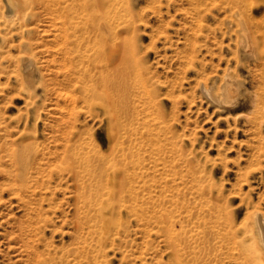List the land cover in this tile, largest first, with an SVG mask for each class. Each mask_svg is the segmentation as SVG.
Returning <instances> with one entry per match:
<instances>
[{"label":"rangeland","instance_id":"obj_1","mask_svg":"<svg viewBox=\"0 0 264 264\" xmlns=\"http://www.w3.org/2000/svg\"><path fill=\"white\" fill-rule=\"evenodd\" d=\"M99 2L109 30L93 0H0V264H264L247 234L264 215V0ZM124 56L109 110L93 90ZM227 73L234 103L220 109L201 86L219 97ZM69 152L102 154L105 173L76 177ZM112 167L135 199L98 216Z\"/></svg>","mask_w":264,"mask_h":264},{"label":"bare ground","instance_id":"obj_2","mask_svg":"<svg viewBox=\"0 0 264 264\" xmlns=\"http://www.w3.org/2000/svg\"><path fill=\"white\" fill-rule=\"evenodd\" d=\"M93 1L95 2L96 10H93L91 6L87 7V5H86L87 10H88V8L93 10V11L89 12V18H93V17L97 18V16H98L97 19H99V21L97 20V22H95V24H94L97 27V29L99 28L100 24H102V27H104L105 30L111 29L112 22L109 21V19L108 20L104 19V14H103L102 7L100 5L99 0H93ZM130 12H131L130 10H127V13H130ZM235 13H236V17L231 20L235 26L233 28V31H235L238 35H241V37L237 38V45L240 48H242V50L245 51L246 53L247 52L251 53L253 51V49H248V47L251 45L250 41L252 43V39H251L252 35L250 32L249 20H248V18H246V16L241 15L239 12H235ZM95 26H93V29L96 30ZM258 30L263 31L262 28H259ZM242 37L246 38V44L243 43ZM261 47H262V49L260 48L261 53L258 55V59L261 60L260 64H261V68L263 71L264 70V40L262 41ZM24 60L27 61L28 58H24ZM128 61H129V58L128 57L125 58V56H124V58L121 62L122 65L121 64H120V66L118 65L119 66V67L117 66L118 68L114 66V68H112L109 73L100 72L98 74L99 76L97 77V82H98L99 86H96L95 89L93 90V92L103 91V93L105 94L106 99H107V104H108L109 110L113 109L114 106L117 105V103H115L113 95L117 91L124 89V87H125V82L127 81V79H126L127 76L125 73V66L128 64ZM114 69L116 72L114 71ZM114 77L115 78H121V83H124V84H122L121 87L116 88L118 85V82ZM262 77L264 78V71L262 73ZM201 89H202V92L205 94V96L208 98V100L210 102L215 103L220 109L225 108L227 106H230L234 103V96H235V92H236V83H235V79L233 77H231V75L229 73L224 75L223 82H222L220 89H219V95H218L219 97H217L215 94H212L209 91V88L207 89L206 87L201 86ZM235 102H237V101H235ZM111 116L114 118V115L110 114V120H111ZM112 124L115 125V123H112ZM114 134H115V131L112 132V137L114 139L113 144H112V147H113L112 153L115 155L116 154L115 147H116V145H119L120 142H119V139L117 136L114 137ZM117 147L120 150H122L121 146H117ZM27 150L24 148L22 150H17L15 152L13 151L16 160L22 165V167H24L29 162V159H30L31 153L28 154L26 152ZM90 156L93 157L92 155H88V153H83V154L74 153V152L68 153V157H67L66 162L68 163L70 170L73 171V174L76 177L83 178L84 173H87L89 171L92 172L95 170V168H99L100 172L105 173L104 172V171H106L105 170L106 168L104 167L105 165L102 166L104 163L105 157L100 153L95 154V156L98 158L97 161H99V164L94 165L91 162L92 158ZM10 177H12V176H10ZM111 177H112V182L116 188L110 189V188H107L104 184H99V185H97L96 191L94 193L95 195L99 196V199H98L99 201L97 203V215L98 216L100 215L101 210L103 208V203H105L108 206L109 211L111 213H113L114 209L117 206L120 207L122 202L126 201L128 198L135 199V194H134L132 187H128V186L126 187L125 186L126 179L128 177H127V175H125V168L124 167H119L118 169L115 167L114 168L112 167ZM78 184H79V181H78ZM101 185L102 186L104 185L103 191H102ZM89 195H91V194H89ZM89 195H86V197H85V199L87 200L86 202L88 204L90 203V196ZM128 206L132 211L136 212L135 204H129ZM117 212L119 214V211H117ZM118 220H119L118 217L111 214L109 224H112V223H113V225L117 224ZM108 229L109 228L105 227L104 222L101 221L99 224L98 230H101L103 232L105 231V234H106V233H108ZM247 234H248L249 239L251 240V243L253 244L254 248L256 250H258L261 253V255L264 256V215L261 212L254 211V212L250 213L249 218L247 220ZM176 256L179 257L178 253ZM177 261L182 264V262L179 259ZM179 263H177V264H179Z\"/></svg>","mask_w":264,"mask_h":264}]
</instances>
